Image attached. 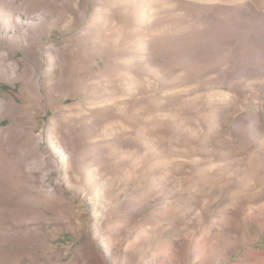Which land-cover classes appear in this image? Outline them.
Wrapping results in <instances>:
<instances>
[{
    "label": "rangeland",
    "instance_id": "rangeland-1",
    "mask_svg": "<svg viewBox=\"0 0 264 264\" xmlns=\"http://www.w3.org/2000/svg\"><path fill=\"white\" fill-rule=\"evenodd\" d=\"M34 3L25 43L0 34L18 64L0 72V264H252L264 0Z\"/></svg>",
    "mask_w": 264,
    "mask_h": 264
},
{
    "label": "bare ground",
    "instance_id": "bare-ground-1",
    "mask_svg": "<svg viewBox=\"0 0 264 264\" xmlns=\"http://www.w3.org/2000/svg\"><path fill=\"white\" fill-rule=\"evenodd\" d=\"M46 12L44 11V8L39 7V6L36 7L34 0H20V3L18 4L16 0H0V34H3L4 39H5L7 34L12 33L13 31L16 32L17 30L18 31L17 34L19 35V41L24 40V43H25L26 37L30 36L35 29L39 28L38 23L45 21V18L47 17ZM141 17H142V14H141ZM17 68H18V64L15 61H12L10 59V54L7 52V50L0 46V69H1L0 72L3 73L4 71L6 72L10 71L12 75H15L18 71ZM41 75L39 76V78H37L36 82H34V86L36 85L38 87L41 86V83H42ZM42 78H43V75H42ZM70 96L71 95H65L61 99V101L66 100ZM8 102L9 100L5 98H1L0 99V109L4 108L5 105H8ZM44 162L45 160L43 158L40 164L44 165L45 164ZM50 162L52 164V168L56 171V173H58L64 166V159L61 156L60 151L56 150L54 152V156L53 158L50 159ZM37 165L38 164L36 162H32L29 166H27V168L31 171H35ZM245 175H247L249 180H251L255 176L253 174H245ZM53 191L54 189L51 188V190H47L45 191V193L50 194ZM243 192L252 193V189L247 186H244V188H242V190H240L238 194H242ZM260 196L264 197V192H262ZM243 197L245 198V200H247V196L245 194ZM240 199H241V196H240ZM246 204H249V203H244L243 199L240 201H236V202L234 201V203L230 204L232 205L230 206L231 209L223 208L221 211H219V214L220 215L226 214L227 212H229V209L230 211L237 212L239 209L244 207ZM261 207H264V202L261 204ZM245 210H246L245 211L246 215L244 216L245 218H243L244 222L252 224V222L257 221L259 220V218H261V213L259 210L257 212H254L252 208H247V209L245 208ZM235 244L237 245V248H240L242 246L251 245L253 244V242L247 241V240H242L239 242L236 239ZM245 259L248 261H252L253 262L252 264H264V252L257 253V254H253V253L248 254L245 256Z\"/></svg>",
    "mask_w": 264,
    "mask_h": 264
}]
</instances>
